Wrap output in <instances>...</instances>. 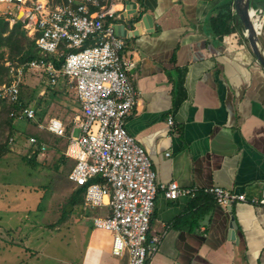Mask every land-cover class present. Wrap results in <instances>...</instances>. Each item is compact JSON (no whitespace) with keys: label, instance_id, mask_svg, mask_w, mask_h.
Instances as JSON below:
<instances>
[{"label":"crops","instance_id":"1","mask_svg":"<svg viewBox=\"0 0 264 264\" xmlns=\"http://www.w3.org/2000/svg\"><path fill=\"white\" fill-rule=\"evenodd\" d=\"M129 1L137 10L130 18ZM226 1L107 0L115 10L109 20L124 25L122 56L133 62L128 75L139 92L126 128L150 156L159 185L148 238L160 235V241L148 264H264V205L235 202L225 208L210 193L170 199L162 190L163 184L177 181L181 186L219 185L248 196L264 192V67L245 39L243 25L233 22L235 30L228 32L221 21ZM232 10L236 12L235 0ZM147 13L153 19L150 30L144 24L137 27ZM58 87L67 92L71 85L61 79ZM47 92L42 94L50 96ZM38 100L30 103L36 110ZM78 101L79 109L72 112L74 131L82 114ZM170 114L173 128L167 123ZM62 155L66 163L72 159L65 150ZM67 183L71 198L80 196L81 203L69 204L57 220L51 219L47 236L34 240H45V246L59 232L60 242L71 248L59 260L62 264H128V253L112 251L113 233L93 224V216L109 215L111 205L85 208L86 190L70 178ZM0 206L5 211L0 214V248L10 246L5 235L16 236L17 228L32 232L39 219L49 218L40 210L33 223L29 212L21 216L7 203ZM15 214L17 223L5 226L2 217L11 215L10 220ZM42 245L31 246L35 256L43 254ZM24 258H4L3 263L31 259Z\"/></svg>","mask_w":264,"mask_h":264},{"label":"built area","instance_id":"2","mask_svg":"<svg viewBox=\"0 0 264 264\" xmlns=\"http://www.w3.org/2000/svg\"><path fill=\"white\" fill-rule=\"evenodd\" d=\"M252 10L262 12L258 19L261 34L264 10L255 6ZM114 17L115 10L107 0H0V19L10 27L21 24L42 55L27 60L5 59L8 73L0 81V100L16 105L9 113L14 119L36 121L35 107H23L20 99L28 71L42 72L52 86L62 77L75 88L82 114L76 117L79 132L71 130L65 150L75 161L69 178L78 186H86L85 208L111 205V213L93 216V224L113 233V253H128V264H148L160 241V235L148 238L159 185L150 156L126 128L139 92L128 75L133 62L122 56L126 38L109 20ZM167 123L171 128L175 125L172 114ZM38 124L55 135H66V124L59 117ZM29 145L33 154L48 149L47 143L35 136L29 138ZM96 177L101 180H94ZM162 190L170 199L195 197L203 191L225 208L235 202L264 205V192L248 196L219 185L181 186L171 181L163 184Z\"/></svg>","mask_w":264,"mask_h":264},{"label":"rangeland","instance_id":"3","mask_svg":"<svg viewBox=\"0 0 264 264\" xmlns=\"http://www.w3.org/2000/svg\"><path fill=\"white\" fill-rule=\"evenodd\" d=\"M254 6L256 7V5ZM260 37L264 45V26ZM0 78L4 79L5 74L0 73ZM61 79L63 82H66L65 79ZM58 84L56 87L50 88L49 81L42 72L38 70L28 71L21 87V91L25 98L24 100L27 101L30 99L32 102L36 98H41L44 96L42 92L46 90L48 91L47 94L53 95V101L49 103L46 109H43L47 112H45L42 117L38 114L36 121L21 119L13 121L12 126H9V124H0V143L7 141L10 149V151H7L0 158L1 205L5 206L6 203L9 204L15 209L17 214L21 216L29 212L33 223L36 222V220H34V213H39L40 210L43 215L46 214V216L49 217L39 219L36 222V226L34 225V231L32 232H28L27 230L21 231L17 228L14 230L15 233L18 232L16 236L10 233L5 235L4 237L11 239L7 244L10 246L7 247L5 245L6 247L0 248V264H4V258L11 260L13 256H15V258H24L25 256H27V258L31 257V259L23 263L21 262L20 264H62L59 262L62 256H69L71 254V248L60 242L59 232L55 234L56 237H54V239L51 238L50 244L47 243L45 246L42 245L45 244V240L43 243L42 240H34V238L40 239V236L41 239L47 236L45 232L52 229V220H57V216L61 214V211H65L67 208L69 209V202L72 195L70 185H68L67 181L69 180L68 173L70 172L68 171V167L74 163L72 161L74 159H70L68 163H64V161H62V151L65 150V148H60L61 145H65L69 135L63 137V143L53 144L56 136L46 129L41 128L38 124L39 122H44L48 114L50 117H63L64 120L66 119L68 134H70L69 132L72 128V112L79 109V101L72 86L66 92L60 89ZM47 96L50 97L49 95ZM0 103H2V109L7 104V102L2 100H0ZM6 112L0 116L2 119H0V122L10 116V114ZM78 132L79 129H75V133ZM38 135L45 138L42 140L47 143L49 147L45 154L35 156L37 161L35 159L30 161L25 158L26 155L34 157L31 155L33 154V148L29 145V138L31 136L37 137ZM12 136H15L16 139L11 140ZM28 161L32 163H28ZM35 196H37L36 199H31V197ZM26 208H29V210ZM4 213L5 211H0L1 215H4ZM17 214H15V218L10 220H8V218H11V215L3 216L2 222L4 225H13L15 220L17 223ZM40 245H42V248L45 247L43 254L35 256L37 251L34 252L31 246L39 247Z\"/></svg>","mask_w":264,"mask_h":264},{"label":"trees","instance_id":"4","mask_svg":"<svg viewBox=\"0 0 264 264\" xmlns=\"http://www.w3.org/2000/svg\"><path fill=\"white\" fill-rule=\"evenodd\" d=\"M225 3L228 4V9H226V11L223 13V15L221 17V21L223 23L224 22L227 23V25L229 26L227 28V31L231 32V31L235 30V27L232 26L233 22H235V23L239 22L241 26H242V24H241V21H240L238 15L236 14V12H234L232 10L233 0H227L226 2H223V4H225ZM254 5H256V6L261 5L264 7V0H255ZM110 21L115 22L116 20L111 19ZM244 37L246 40H248L247 37L245 36V34H244ZM41 56L42 55L36 46L35 40L27 35L26 31L24 30V28L22 27L21 24H16L11 28L9 23L6 20L0 19V73L1 74H5V76H6L8 73V68L4 65L5 59L27 60V59H32V58H39ZM56 64L58 66L61 65V61L56 60ZM3 80L4 79H2V78L0 79V81H3ZM21 87H22V85H21ZM20 99H21L23 107H26V106L30 105V103H31L30 99L27 101L24 100L25 98H24L22 91L20 92ZM51 101H53V95L52 94H50V97H48V98L45 95L42 96L40 98V100H38L39 108H38V110H36V112L42 116L46 112V110H43V109L44 108L46 109ZM14 108H16V105L7 102L6 106L0 111V116L6 111H7L6 113L9 114L10 111ZM15 120L16 119H14V117L8 116L5 120L1 121L0 124L1 125L2 124H4V125L9 124V126L10 125L12 126L13 121H15ZM65 124H66V122H65ZM53 135H55V134H53ZM67 135H69V134H68V129H67V125H66V135L65 136L55 135L56 137L53 141V144L63 143V137H66ZM37 138L39 140L45 139L41 135H38ZM68 144H69V140H67V142L65 143L64 146L61 145L60 148L64 147L66 150ZM7 151H10L9 146H8V142L5 141V142L0 143V158ZM38 153L39 152H36L35 154H33L34 157L26 155L25 158L30 160V161H33L32 159L36 160L37 158L35 156H38L37 155ZM64 157L65 156L62 155V160L64 159ZM30 161H28V163H32ZM64 161H65V159H64ZM64 163H66V162H64ZM74 164H75V161H74ZM74 164H73V166H74ZM72 168H73L72 165H70L68 167V171H71ZM80 186L82 187V189L86 190L85 185H80ZM81 201H82V199L80 196L79 197L73 196L70 199L69 204L72 206H75V205L81 203Z\"/></svg>","mask_w":264,"mask_h":264},{"label":"water","instance_id":"5","mask_svg":"<svg viewBox=\"0 0 264 264\" xmlns=\"http://www.w3.org/2000/svg\"><path fill=\"white\" fill-rule=\"evenodd\" d=\"M255 0H235V11L238 15L244 30L245 36L248 39V42L252 48L253 53L255 54L256 58L258 59L259 63L264 67V45L260 37V33L257 28L256 19L261 17L262 12H258L255 14L252 11L254 7ZM127 8L129 9V17L131 14L136 13V4L133 1L127 2ZM257 8L264 10V7L261 5H257ZM131 9V10H130ZM253 12V13H252ZM137 27L145 25L146 29H152L153 19L151 14H145L138 23ZM116 32L118 34L124 35L125 33L122 31L124 30V25L117 24L115 26ZM120 30V31H119Z\"/></svg>","mask_w":264,"mask_h":264},{"label":"bare ground","instance_id":"6","mask_svg":"<svg viewBox=\"0 0 264 264\" xmlns=\"http://www.w3.org/2000/svg\"><path fill=\"white\" fill-rule=\"evenodd\" d=\"M253 11V10H252ZM253 13V12H252ZM259 19V18H258ZM258 19H256L255 21H257V28H258V26L260 25V23L258 22Z\"/></svg>","mask_w":264,"mask_h":264}]
</instances>
